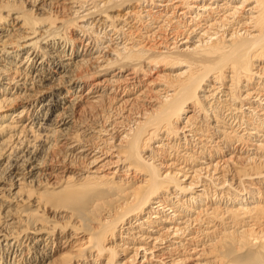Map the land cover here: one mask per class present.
I'll return each mask as SVG.
<instances>
[{
	"label": "bare ground",
	"instance_id": "obj_1",
	"mask_svg": "<svg viewBox=\"0 0 264 264\" xmlns=\"http://www.w3.org/2000/svg\"><path fill=\"white\" fill-rule=\"evenodd\" d=\"M1 1L0 23L4 24L12 14H18L11 19L16 20L17 23L21 22L22 29L26 28L27 32L22 39L23 44H16L15 47L21 46V51L27 52L16 63L21 51L14 53L9 49L14 42H19L20 38L13 39V34L8 33L4 26L2 28L4 30L0 33L1 52L4 56L0 60L5 63L0 66V264H102V261H105V264H116L117 259L125 253H131V255L126 261L117 264H152V258L156 256L150 253V250L162 251L158 248V244L165 243L169 235L166 238H160V235L153 238L152 235L158 233L157 231L152 233L153 231H150L148 227L155 228V225L168 222L160 215L170 216L173 206L177 208V205L181 203L180 199L172 202L168 195L174 198L173 194L176 193L184 195L193 193L194 177H197L195 174L199 170L191 171L192 168L180 167L174 173L167 170L161 171L160 164L157 165L154 160L151 161L152 155L145 157L147 148L155 136L165 135L164 140L174 136L173 134L177 131L175 123L181 119L189 104L205 109L206 113L219 114L220 118L230 122V129L236 127L239 132L242 129L245 134H255L248 130L250 127V130L258 128L257 123L254 122L256 120L254 112L261 107V104L264 106L262 103L264 97L262 101L255 100V107L247 108L248 112L253 109L250 116H247L248 113L237 115L231 111L229 115H225V111L231 107L230 103L227 104L220 96L216 101L213 100L211 110L208 107L207 110L198 97V92L205 81L211 77L210 82L221 83L220 87L229 77L228 82L231 87L226 96L230 95L229 101L239 100L241 94L239 96V91L236 92V90L241 88L242 83L249 84L252 76L257 75L261 70L264 73L263 68L252 74L253 63L258 58L264 57V0H242L240 4L233 7H230L228 3L235 0H221V4L216 6L217 0H176L175 2L180 4L170 6L174 12L171 11L172 13L168 16H166L170 12L168 2L173 0H62V5H65V9L70 10L72 14L86 12L83 16L75 17L74 26L78 25L77 20H84L87 16L102 15L107 12L106 10H114L124 4L137 5L140 8L138 12L146 14L142 17L140 13L138 16L141 20L146 19L143 21L145 30L149 32L154 28L158 31L162 30L165 33V39L170 37L172 40L170 43L165 41L167 48L172 45L171 51L159 52L154 57L159 58L161 62L165 61L166 64H174V68L184 67L183 70L172 75V80L168 82L169 86L164 85L165 88L159 90L156 106L153 109L148 112L138 110L135 112L138 116L134 119L126 122L123 117L122 121L117 123L113 120L112 125L110 120L114 116L99 108L102 114L99 117L104 119L100 122L103 123L91 122L93 127L82 137L81 132L72 131V110H88L101 105L105 98L103 92L105 87L101 90L100 85L103 84L97 82L94 87H98V90L87 89L85 93H81L80 90L84 86L83 78L79 77L77 82L73 79L80 74L73 76L72 73L81 71L89 61L84 58L75 60L76 52L73 54L66 52L65 47L69 43L64 36V28L67 30L66 25L69 22H59V26H54L52 20L51 24H46L45 30L42 29L43 35L39 36V33L36 34V29L40 26V22L30 17L38 0H27L31 8L22 13L16 12L20 8L14 3L24 1ZM59 1L50 0L48 4L57 5ZM197 1V4L191 5V2ZM251 3L254 5L247 10L249 16L240 18L239 10ZM178 6L192 11H189L191 14L188 17L189 23L184 21L182 24L181 20H174ZM151 7H163L162 10L166 14L160 15V13L154 17L150 14L155 12ZM1 12H5V16H2ZM183 14L184 12L179 15ZM101 17L104 18L102 25L105 28L112 27L113 35L110 39L116 35L115 39L120 40L124 45L122 49H113L116 63H121L120 66L135 68L139 61H143L142 58L146 59L147 53L140 50V47L136 49L135 46L138 45L126 47V42L133 40L134 32L125 33L123 24L117 28L118 26L110 21L113 19L103 15ZM158 17L164 19L157 21ZM106 22L109 24L106 25ZM155 24H157L156 27H154ZM80 29L82 32L86 31L83 27ZM4 33L6 34L3 35ZM40 40L44 41V45L46 44L45 48L39 49L40 47L37 46ZM180 40H182L180 45L182 49L174 45ZM71 46L73 45L70 44L68 47L71 49ZM35 58L38 61L32 65ZM157 59L151 58L148 61L156 62ZM47 63L55 64L59 72L64 70V75L66 73L68 75L53 79L51 75L54 71L46 69ZM155 64L152 65L155 66ZM88 69L81 74H88L91 71L88 72ZM260 74L262 75V72ZM65 84L68 89L64 95H57V100L53 99L47 104L41 100L37 102L39 109L34 108L31 112H38L37 119L35 114H29L34 105L33 102L28 101L34 96L28 93L33 89L32 87L36 86L37 93H42L49 88L58 90ZM212 90H214L213 87ZM262 90L264 89L261 87ZM71 91L73 95L69 98ZM218 94L222 95V91ZM254 94V97L261 96L259 92ZM211 95L214 96L215 93ZM251 95L253 96L252 92L245 94L242 100L244 102L250 100ZM42 97L43 95H40V98ZM19 101L27 103L18 110L12 111L13 106ZM249 104L252 105L251 102ZM118 112L115 111V115H120L121 111ZM252 115L255 118L252 119ZM214 116L218 120V115ZM116 126L123 128L117 137L119 138L118 146L108 142L109 139L113 140ZM105 136L107 138L103 139ZM92 138L96 140L95 143L90 140ZM163 138H160V141H164ZM180 140L187 141L185 136ZM158 147L161 145L155 148ZM257 147L264 151V145ZM208 155L210 156V153ZM183 156L188 155L183 154ZM184 161L187 162L189 159ZM169 166H172V163ZM259 168L251 167L243 175L249 176V172L255 170L257 177L254 178L263 179L264 171ZM208 169H212L209 164L205 171ZM105 170L110 172L105 173ZM120 171L123 172L121 177L118 176ZM130 171L133 176H138L137 181L133 178L125 180L127 179L125 176ZM188 173L191 174L187 176ZM206 178L212 187L221 184L223 188H227L225 185L227 180L214 184L215 179L209 175L204 177L205 180ZM188 179H190L189 182L184 185ZM200 183L202 184V181ZM203 184V189H209L208 184ZM171 188L172 191H170ZM203 193L207 197L208 193L204 190ZM223 194L228 193L223 192ZM194 200L195 197L189 196L187 202L192 203ZM242 202L244 201L241 200L240 203L223 212L220 206L212 210L205 209L206 211H203L205 216H198L201 225L195 231H191L192 223L189 219L183 222L185 224L183 227L175 224L177 219H180L178 218L180 213L176 209L174 217H168L171 218V224L176 226L167 229L166 233L172 234V237L184 239V233L187 231L189 235L187 240L192 244L201 247L207 245L203 252L211 256L209 261L201 260L202 264H264V206L260 203H250L251 206ZM187 211L191 212L190 209ZM141 215L146 216L142 218ZM130 217L141 219L140 223L134 225L135 220L133 224H129L127 220ZM126 223L129 227L124 229L127 231L124 234H130L132 227L139 230L131 236L133 237L131 239L122 237L121 230ZM219 226L222 229L217 233L214 228ZM200 228L202 230H199ZM170 229H172L171 232ZM210 229H214L211 231H214L213 234L206 232ZM141 232L148 236L142 237ZM139 233L140 236H137ZM199 234L212 235L205 236L207 240L199 245L197 241H193L200 236ZM117 235L119 239L121 238L119 243L122 242V245L114 242L113 238ZM150 238L151 240L147 241ZM180 245L183 246V244ZM146 253L150 254V259ZM138 255L141 256L138 258ZM198 255L204 256L199 253ZM4 260L7 262L5 263ZM175 261L171 260V263L177 264ZM158 263L165 262L159 260L156 264Z\"/></svg>",
	"mask_w": 264,
	"mask_h": 264
},
{
	"label": "rangeland",
	"instance_id": "obj_2",
	"mask_svg": "<svg viewBox=\"0 0 264 264\" xmlns=\"http://www.w3.org/2000/svg\"><path fill=\"white\" fill-rule=\"evenodd\" d=\"M22 1L24 2L21 3V1H18L14 3L16 6H19L20 8L19 11H16L18 13H22L23 11L29 10L31 8L27 0L26 1L22 0ZM61 1L62 0H60L57 3V5H54V3L48 4L50 0H40V1L38 0V2L35 4L36 6L33 7L34 10L32 9V12H31L32 15L30 14L31 18L40 22V26L42 25L41 27L37 25L39 27L36 29L37 30L36 34L39 33V36H41V34L43 33V30L46 29V24L48 25L51 24L52 20L54 21L53 22L54 26H59V24L63 21L67 23L69 22L68 23L69 25L68 24L66 25L67 30H65L64 28V32H65L64 36H66L67 42L69 43L65 47L66 52L69 54L71 53L73 54V52H76L77 56L75 57V60L84 58V60L89 61L88 65H85L86 67H82L81 71L78 70L77 72L74 71V74L72 73L73 76H75V74L77 75L80 74L79 76H75L73 79L77 82L79 77L83 78L82 84L84 86H82L80 90L81 93H85L87 89H91V91H95V89L98 90L99 89L98 87H94L95 83L97 82H102L103 85L102 86L100 85L101 90H102V87H105L104 88L105 90L103 91L105 93V98H104V101L101 103V105H99L96 108H89L90 110L89 109L80 110L81 112L79 110H75V111L72 110L73 112L71 113L72 114V119H71L72 131L75 130V131L81 132V137H82L85 134H87L88 131H90L89 129L93 127V123L95 122L100 123V124L103 123V122H100V121H103L104 119L99 117L102 115L101 112H99L100 110L99 108H101V110H104L106 112L108 111L110 115L114 116L112 120H110V123H112L113 120H115V123L122 121L123 117L124 119H126V122H127V120L134 119V117L138 116L137 114H135V112H138V110L139 112L141 110L142 112L144 111L148 112L150 109H153L156 106V102H157L156 99H157V95L159 94L158 93L159 90L161 89L163 90L165 86H169L170 83L168 82L169 80H172V75L184 69L183 66H178L174 68V64H170V63L166 64L164 63L165 61L163 62L162 60L161 62L159 58L157 59L154 57V56H157L158 55L157 53L159 52L168 53V51H171L170 48L172 47V45H170L167 48L168 46L167 43H170L172 41L171 38L167 37V40H166L165 33L162 30L158 31V29H155V28H154L155 30L153 29L151 32L146 31L144 27L145 24L143 23V21L146 19L143 18L141 20L138 17L140 13L142 17L146 14L145 12H138L140 11V8L133 3L121 5L117 8H114V10H110V11L106 10L107 12H105L102 15L105 17L108 16V18L113 19L110 21L113 22L114 25H117L118 26L117 28H119L123 24L124 25L123 30L126 31V32L124 31L125 33L130 32L131 34L132 32H134L132 34V38H133V40H131L132 42L127 41L126 47H130L132 45H138V46H135L136 49L140 47V50L145 51L147 53V56H145L146 59L142 58L141 60L143 61H139V63L136 64L135 68L133 66H122V65L120 66L119 64L121 63H116L117 61L115 60V55H114L115 50L113 49L114 48L122 49L124 47V45H122L123 42L121 43L120 40L115 39L116 35L113 36L112 39H110V36L113 35V32L111 31L112 27L105 28L102 25L103 24L102 22L104 21L103 20L104 18L101 17L102 15L99 14L98 16H95L94 14V16L92 15L93 17L90 15V16H87L84 20L79 19L80 22L79 20H77L79 22V23L77 22L78 25L74 26L75 25L74 22L76 21L75 17L77 15L83 16L85 15L86 12H80V13L77 12V14L75 13L72 14L70 10L65 9L66 6L62 5ZM175 1L176 0H173L170 3L168 2L169 4L168 11L170 12H168L167 14L165 11L162 10L163 7H158V8L151 7V9L155 12H150V14L154 17L160 13H161L160 15H163V14L164 15L166 14V16L170 15L172 13L171 11L174 12V10H172L171 8L180 4L179 2H175ZM220 1L221 0H217V3H215V6L217 4L220 5L221 4ZM241 1L242 0H239L237 2V0H235L232 3H228V4L230 7H233V6L240 4ZM1 2L2 1L0 0V3ZM197 3L198 1L191 2V5H195ZM253 5L254 3H251L250 5L244 6L243 7L244 10L243 8L240 9L238 12L240 18L248 17L249 12H247V10L249 9V7ZM143 6H145V4ZM146 8H149V7H146ZM189 11H190L189 9H185L182 6H178L177 9L175 10L176 14H175L174 20L176 21L181 20L182 24L184 23V21L189 23L190 18L188 17H190L191 15L190 12H192V11L190 12ZM182 12H184V14L179 15ZM1 14L2 16H5V12H1ZM220 14H222V12H220ZM16 16H18V14H12L9 19L7 18V20L5 21L6 23L4 24L0 23V33L4 30L2 28L6 26V30H8V33L13 34L12 35L13 39L15 38V40H17L20 38V40H18L19 42H14V44H12V48L9 49L10 52H14V53H16V51L18 53L19 51L22 50L21 46L19 47H15V46H17L16 44H20V45L23 44L22 39H24V37L26 36V32H27L26 28L22 29L23 26L21 27V24H22L21 22L17 23L16 20L13 21L11 19L12 17H16ZM162 19L164 18L158 17L157 21H161ZM237 20H239V18ZM125 22L126 24H124ZM71 23H74V24L71 25ZM107 24L109 23L106 22V25ZM156 26L157 24L154 25V27ZM78 27L80 28L83 27L85 28L86 31L82 32L81 29ZM152 32L153 33L155 32V34H153ZM5 34L6 33H4L3 35ZM37 38H39L38 35H37ZM165 41H167V43ZM181 42L182 40H180L177 44L174 43V45L182 49V46H180ZM70 44L73 45L71 46V49L70 47H68ZM45 45H44V41L40 40L37 45L40 48L39 47L37 48L39 49L45 48ZM26 52H27L26 50L19 52V58H17L18 60H16V63L19 62V60L24 57V54H26ZM3 57L4 56L1 52V45H0V59ZM149 57H151L152 59H157L156 62L152 60L148 61V59H151ZM69 58H72V56H70ZM36 61L38 60L35 58V60L32 62V65H35ZM4 64L5 63L1 62L0 60V66ZM108 64L110 66L113 64L114 66L112 65L111 67H109ZM152 64H155V66ZM253 64L254 65L252 69V74L257 72V70L259 71V69L264 68V57L261 59L258 58L257 61H255ZM45 67L47 70H51L55 72V73L53 72V74L51 75L53 79L64 75L65 71L63 70L62 72H59L55 64L50 65V63L49 64L47 63ZM88 67L90 69H88ZM87 69H88V72L91 70L93 73L90 71L89 73L87 72L88 74L86 73L81 74V72L83 71L85 72ZM261 72H262V75L260 74ZM67 75L68 74L66 73L64 76H67ZM211 78L205 81L202 89L198 92V97L204 103L205 105L204 107L205 108L208 107L209 110H211L212 108L211 104L213 100L216 101L217 98H220L221 96L222 100H225L227 104L229 103L231 104L230 109L228 111H225L226 112L225 115H229L231 111L232 113H236L237 115H240V113H248L247 116H250L253 109L249 110L248 112L247 108H250V106L255 107V100H258V99L259 101L263 100L264 90L261 91V87L264 89V73L262 70L259 71L257 75L252 76V79L250 80L249 84L247 82L242 83L241 88H239V90H236V92L239 91L238 95L240 96L241 94V97L239 100L235 99V101L233 100L229 101L231 99V98L229 99L230 95L226 96L227 93H229V89L231 87L230 83L228 82L230 81L229 77H227L225 82H223L222 87H220L221 83L210 82ZM212 87L214 90H212ZM32 88L34 90L32 89L28 93L34 96L36 94L37 95L35 97L32 96L33 98L28 100L30 102H33L32 104H34L32 106L33 108L31 107V111L29 114L31 115L35 114L36 119L37 117H39L38 112L37 111L35 113H31V112H33L32 110L34 108L39 109V105L37 103L38 101L41 100V102H44L45 104L51 103L53 99L57 100V97L59 96V94L64 95L66 93V90L68 89L66 84L63 88H60L58 90L49 88L48 90L43 91L42 93H37L38 90L36 86ZM215 89H218V90H215ZM220 91H222V95L218 94V92ZM250 92L253 93V96L251 95V99L245 100L244 102V100H242L243 96H245V94L250 93ZM255 92L257 93L259 92L261 96L254 97ZM212 93H215V95L212 96L211 95ZM40 95H43V97L40 98ZM71 95H73L72 91L70 92L69 98H71ZM249 101L252 103V105L249 104L250 103ZM25 103L27 102L19 101L15 106H13L14 108H12V111L18 110ZM262 103H264V100ZM262 105L263 104H261L260 105L261 107H258L256 111L254 112L256 113L255 115L256 120L254 122L257 123V126H258L257 130H250L251 127L248 130V131H253L255 133L253 135L245 134V132L242 129L239 132V130L238 131L236 130L237 129L236 127H234L233 129H230L229 128L230 122H227L223 120L222 118H220L219 114H213L211 112L206 113L205 109L189 104V106L185 108V112L182 115L181 119L177 121V123H175V127H177V131L175 132V134H173L174 136L168 137L169 141H168V138L164 140L165 137L163 138V136L165 135L161 134L158 137L155 136L154 139L152 140L153 142H150V146H148L147 148L145 157L152 155L151 161L154 160L157 165L160 164L161 171L167 170V171H171L174 173L177 171L176 169H179L180 167H185V169L192 168L191 171L199 170L195 174L197 177H194L195 187L193 188V193L185 194V195L176 193V194H173L174 198H172V195L170 194L168 195V198H171L172 202H176L178 199H180V202H181L180 203L181 205L178 204L177 208L174 207L175 205L173 206V212L170 214V216H164V214L160 215L162 216L161 218H164V220H168V222H163L162 224L157 225V226L155 225L154 226L155 228L148 227L150 231H153L152 233H156V231L158 233L156 235L155 234L152 235L153 238H155L157 235H160V238H166L169 235L168 239L165 240L166 242L164 241L165 243L160 244V245L158 244V248H160L162 251L150 250L151 251L150 253H153L154 256H156L152 258V262H151L152 264H156L159 260H162L163 262H165L163 264H172L171 260H176L177 262L176 261L175 262L177 264H202L203 261L201 260L203 259H205L206 261H209L211 255L203 252V250H205L207 245L201 247V246H195L194 244H192V242L187 240L189 238V235H187V231L184 233V236H183L184 239L175 238L171 236L172 234L166 233L167 229L173 228V226H176V225L178 227L185 226L183 222L187 219L191 220V223H192L191 231H195L196 229L199 228V225H201L200 222L198 221V216L204 217L205 213L203 211L205 209L212 210L213 208L220 206V210L223 212L226 209L231 208V206L237 205L238 203L241 202V200H243L244 202L248 204L260 203L262 206H264V178L263 179L254 178V177H257L255 174L256 173L255 170L250 171L249 176L243 175L244 172L245 173L248 172L249 168L254 167V166H257L258 168L260 167L259 169L264 171V151H262L261 149H258L257 147L258 145H264V121H262L264 120V110H261V109H264V106ZM110 108L112 110H110ZM114 109H117L115 110L117 112L121 111L120 112L121 116L115 115ZM214 115L216 116L218 115V120ZM40 116H41V113H40ZM120 117L122 118L120 119ZM251 117L252 119L255 118L253 117V115ZM231 127H233V125ZM108 128L111 129L110 127ZM122 129L123 128H121L120 126H116L115 131L113 132V140L109 139L108 142H113L112 144L114 146H118L117 144H119L118 142L119 138L117 137L120 134V132H122ZM183 136H185V139L188 141V143H186L187 141L184 142L183 140H180V138L182 139ZM191 137H192V140H191ZM105 138L107 137L106 136L103 137V139ZM160 138H163L164 141H160ZM239 138H241V140ZM90 140H92V142L94 143L96 142V140H94L93 138ZM98 144H100V141H98ZM157 145L159 146L161 145V147L155 148ZM103 146H100V147L103 148ZM115 148L117 149L118 147H115ZM209 153H210V156L208 155ZM183 154H186L188 156H183ZM206 155H208V157ZM183 159L184 160L189 159V161L185 162ZM182 161H184V163L180 164ZM81 162H84V161H81ZM171 163H172V166H169L171 165ZM178 164L179 166H177ZM208 164L210 165V167H212V169H208L205 171V168L206 166H208ZM108 171L109 170H105V173H107ZM190 174L191 173H188L187 176H189ZM122 175H123V172L120 171L118 173V176L121 177ZM207 175L215 179L214 184H217L218 182H221L222 180H227V183L225 184L227 188H223L221 184L217 185L216 186L217 188L212 187L211 184H209V182L207 181V178L206 180L204 179V177L205 176L207 177ZM137 177L135 175L133 176V173L130 171L125 176V178H127L125 180H130L131 178H133V180L137 181ZM118 179H122V178H118ZM189 180L190 179L186 180V183H184V185L187 184ZM200 181H202V184L203 183L208 184L209 189L207 190L203 189V186L200 183ZM228 188H230V190H228ZM172 190L173 189L171 188L170 191ZM203 190L204 192L208 193V195H206L207 197H205ZM223 192L228 193V194H223ZM189 196L195 197V200L192 203L190 202L191 204L187 202ZM176 209H178L180 213L179 215L180 217H178L180 219L179 220L177 219V221L175 222L176 225H173L171 224V221H170L171 218H168V217H174V210ZM185 209L187 210L190 209L191 212H188ZM184 215H187V217H183ZM141 216L142 218H145L146 215H141ZM133 218L134 217H130L127 220L129 224H133L135 220L136 222L134 225L140 223L141 219L139 218L133 219ZM179 222L182 224H178ZM129 224L126 223L125 225H123L124 227L121 231L123 232L122 237L126 236L131 239L133 238L131 236H133L139 230L132 227V230H130V234L128 235L124 234L125 232H127L124 229L129 227ZM144 226H147V225H144ZM214 229L218 233L221 231L222 228H220L219 226ZM171 230L172 229H170L169 231L171 232ZM199 230H202V229L200 228ZM212 230L210 229L206 232L210 233ZM213 232L211 233L213 234ZM142 233L143 232H141L142 237H146L147 234L145 233L142 234ZM211 235L206 236L202 234L193 241L194 242L197 241L196 243H199L200 245L201 243L207 240L206 238H204L205 236L211 237ZM137 236H140V233ZM113 240L115 243H119V241H121V238L119 239L117 235V237L113 238ZM150 240L151 238L147 241H150ZM178 242L180 244H183V246L180 245ZM174 243H176V245ZM119 244L122 245V242H120ZM198 253L204 254V256H200L198 255ZM130 255L131 253L130 254L125 253L124 256H121L119 259H117L116 264L119 262L126 261ZM140 256L141 255H138V258ZM146 256L148 257V259L151 258L150 254L148 253H146ZM139 260L141 261L142 257ZM4 262L6 263L7 261L4 260ZM105 263H106L105 261H102V264H105Z\"/></svg>",
	"mask_w": 264,
	"mask_h": 264
}]
</instances>
